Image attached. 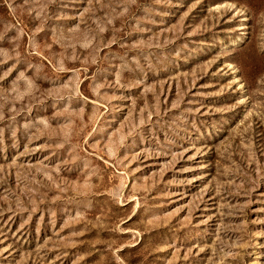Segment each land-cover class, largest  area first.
<instances>
[{"label":"rangeland","instance_id":"obj_1","mask_svg":"<svg viewBox=\"0 0 264 264\" xmlns=\"http://www.w3.org/2000/svg\"><path fill=\"white\" fill-rule=\"evenodd\" d=\"M0 264H264V0H0Z\"/></svg>","mask_w":264,"mask_h":264}]
</instances>
